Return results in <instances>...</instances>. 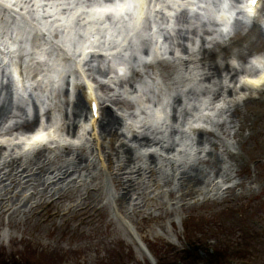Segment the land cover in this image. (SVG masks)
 <instances>
[{"label": "rangeland", "instance_id": "obj_1", "mask_svg": "<svg viewBox=\"0 0 264 264\" xmlns=\"http://www.w3.org/2000/svg\"><path fill=\"white\" fill-rule=\"evenodd\" d=\"M122 1L0 0V176L15 158L14 167L38 162L44 170L26 188L35 198L0 217L15 226H0V235H14L19 243L12 248L23 252L0 264H264V86L245 91L237 84L246 70L259 73L247 60L264 65V46L223 51L245 28L234 19L225 32L216 21L223 11L241 14L243 0H194L193 10L147 0L141 30L115 50L131 14L87 15ZM153 28L163 45L147 58ZM87 37L96 45L77 59L75 46ZM13 64L24 97L9 80ZM77 70L100 106L94 130L102 161L89 139L87 111L73 116L76 101L85 100ZM105 111L116 121L112 140L101 130ZM36 114L40 130L52 131L61 146L53 151L48 142L20 155L28 139L20 127L38 121ZM60 168L75 170L47 186ZM116 177L130 180L128 193ZM191 177L200 184L190 193ZM50 196L63 198L49 207ZM51 210L59 214L51 218ZM148 217L160 218L142 221ZM78 249L84 255L77 258L42 255Z\"/></svg>", "mask_w": 264, "mask_h": 264}, {"label": "bare ground", "instance_id": "obj_2", "mask_svg": "<svg viewBox=\"0 0 264 264\" xmlns=\"http://www.w3.org/2000/svg\"><path fill=\"white\" fill-rule=\"evenodd\" d=\"M146 1L147 0H123L120 4L114 5V6H105L97 10H91L89 14L87 15L88 19L94 20L96 18L100 19L105 13H111L115 17H119L123 15L126 12H129L131 14V21L128 23V27L125 33H122L120 36L117 37L116 41V46L115 50H119L122 48L123 44L125 43V40L127 38H134L135 34L138 33L141 30V26L143 23L144 17L149 14L148 9L146 8ZM167 2L172 6V8H178L180 5L183 6H189L190 8H193L195 6L194 0H184L183 3H179L176 0H167ZM109 9H112L113 11H108ZM249 10V9H248ZM216 18L218 20H221L222 22L228 20L227 14L223 11L220 15H216ZM225 27V26H224ZM91 26H89L86 34H89V30H91ZM155 28V27H154ZM153 28V38L156 40L154 45L152 46V51L149 53L150 58H155L157 55V51H159L162 48V43H160L159 35L157 33V30ZM68 36H71V33H68ZM108 37H112L111 33L108 32ZM96 37H93L92 39L90 37H87V39L82 42L78 43L75 46V49L79 53V58L84 57L86 54V51L88 50H93L94 46L96 45ZM246 46L247 48L244 49H251V48H257L260 46H264V34L261 32L260 28L257 25L251 26L249 29H247L245 32H242V30L238 29L236 30L235 34L233 37L230 39V42L228 45H226L222 50L225 52H228L229 50L236 49V48H243ZM66 48L71 51L72 47L70 46L69 43L66 44ZM159 48V50H158ZM243 49H240L239 51L241 52ZM109 52V51H108ZM107 50H104V53L106 56H109V53ZM186 53V51H184ZM241 56V55H240ZM243 56V55H242ZM74 63H78L77 65H80V62L74 61ZM247 63L250 64L249 60H247ZM261 66V62H257ZM254 67H260L257 66V64H253ZM118 70L121 72L124 71L123 66H119ZM246 74L241 76L242 81H245L248 83L250 80H260L262 77H264V69H259V74L258 75H253L249 74L246 70ZM56 75V74H55ZM239 85V83L237 82ZM247 85V84H246ZM252 86H257L254 84H251ZM236 86V85H235ZM259 86H264V82H262ZM90 87V86H89ZM248 87V86H247ZM249 88V87H248ZM248 88H243V90H248ZM91 90V88H89ZM242 91V89L240 88ZM22 92V90L20 91ZM17 93V92H16ZM90 94H92L90 92ZM75 109L76 111L73 113V116L77 115L78 113H81L82 111L87 110L86 105L82 100H78L75 103ZM154 121H157L160 118V114L158 111H154L152 113ZM116 121L113 119L111 114H109L107 111H105V114L102 119V124H101V130L102 133L109 136L110 140L113 139L116 135V131L114 130V124ZM53 124H56L55 121H53ZM37 121H30V122H25L24 124L21 125L20 128L24 130H28V132H31L28 136V139L25 138L24 142L22 145L19 147V151L21 152L20 155H27L30 152H34L35 149H37L39 146H43V142L48 143V139L50 136L52 137V141L49 143V148L50 150L52 149L57 150L61 144H59L58 138L54 137V135H51V133H45L43 130H37L34 131L36 128ZM54 127V126H53ZM96 128V124L93 127V129ZM71 131L73 133L74 129L71 128ZM54 132V131H53ZM43 133V139L39 141H35L31 145L28 144V141L32 140L33 137L37 134ZM53 134V133H52ZM63 143V142H61ZM0 149H5V146L3 144L0 145ZM20 161H23L19 158ZM79 162L82 161V158H78ZM130 161V160H129ZM128 161V162H129ZM17 162L16 158L12 159L10 162L5 163L4 168L5 172L1 173L0 176V184L3 183L4 187L0 188V217L2 216H7L10 217L14 213H16L19 210V205H27L29 204L36 196L35 192H32L30 195L26 193V188L31 187L33 189V185L31 183L32 178L35 177L36 175L43 173V167L39 166L38 162L34 163H26L24 166H18L14 167L13 163ZM20 167V170H19ZM123 169V168H122ZM121 169V170H122ZM75 170V169H74ZM73 170V171H74ZM120 170V169H119ZM73 171H70L69 169L65 168H60L56 171V173L52 174V178L48 180L47 186H52L56 187L60 183H64L67 178L72 174ZM1 172V171H0ZM137 172V171H135ZM127 178V177H126ZM129 179H126L124 182L122 181V177H116L115 178V184L118 189H122L125 192H129ZM7 184V185H6ZM14 186H13V185ZM200 184L198 179L195 177H191L188 179L186 183V189L188 192H193L195 187ZM19 185H22L23 188L21 190V193L16 192V188H19ZM10 190H8V188ZM25 190V191H24ZM96 190V189H95ZM3 191V193H1ZM43 195V194H42ZM169 196H172V193L168 194ZM63 196L57 197V198H52L50 196L49 200L45 203L49 207L53 206L57 201H59ZM40 204V203H39ZM37 204V205H39ZM118 209L121 210V213L128 217L126 212L123 211L122 206L118 205ZM59 214L58 210H51V213L49 217L53 218ZM129 218V217H128ZM160 217H148L143 219L142 221L144 222H158V219ZM130 219V218H129ZM0 226L4 227H9V228H14L15 226L13 224H4L0 220ZM137 229L139 231H142V226L139 224L137 226ZM144 238V236H143ZM5 240L7 241V244L4 243ZM0 258L4 257H11L12 255H23V252H19V250L12 248V246L16 243H19V239H17L14 235H9L6 237V235L1 236L0 235ZM33 253V252H32ZM57 253V254H54ZM42 255L44 257H54V256H59V257H72V258H77L83 256V252L78 250H59V251H45L42 252ZM96 255H99V252L96 251Z\"/></svg>", "mask_w": 264, "mask_h": 264}, {"label": "snow or ice", "instance_id": "obj_3", "mask_svg": "<svg viewBox=\"0 0 264 264\" xmlns=\"http://www.w3.org/2000/svg\"><path fill=\"white\" fill-rule=\"evenodd\" d=\"M251 2L255 3V0H251ZM108 11H113V10L109 9ZM252 63L253 64H257V66H260L257 63V60H255V59L252 61ZM262 82H264V77H262L260 80H250V81H248L249 84H254V85H257V86H259ZM43 135H44L43 133L35 135L32 140L28 141V144L31 145L35 141H39V140L43 139Z\"/></svg>", "mask_w": 264, "mask_h": 264}]
</instances>
